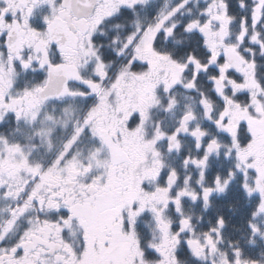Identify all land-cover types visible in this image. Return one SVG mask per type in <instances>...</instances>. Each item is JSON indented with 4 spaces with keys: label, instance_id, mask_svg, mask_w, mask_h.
Instances as JSON below:
<instances>
[{
    "label": "snow or ice",
    "instance_id": "snow-or-ice-1",
    "mask_svg": "<svg viewBox=\"0 0 264 264\" xmlns=\"http://www.w3.org/2000/svg\"><path fill=\"white\" fill-rule=\"evenodd\" d=\"M0 264H264V0H0Z\"/></svg>",
    "mask_w": 264,
    "mask_h": 264
}]
</instances>
